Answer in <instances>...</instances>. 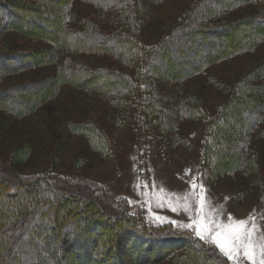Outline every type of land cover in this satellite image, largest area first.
I'll return each mask as SVG.
<instances>
[{"label": "rangeland", "instance_id": "1", "mask_svg": "<svg viewBox=\"0 0 264 264\" xmlns=\"http://www.w3.org/2000/svg\"><path fill=\"white\" fill-rule=\"evenodd\" d=\"M13 1H17L15 3L17 8L14 10L22 17L17 23V27L20 29H16L23 34L12 28L15 24H12L13 22L8 24L7 18L0 12V52H2L0 54L18 55L23 53L29 55L28 51H32L34 54L23 56L24 60L33 64L27 68L24 65L21 66L22 63H18L19 61L15 63L14 59L5 61L13 72L0 78V92L2 91L1 88H6L8 85L27 84L26 87L21 85L22 89L19 92L12 90L4 92L3 95L0 93V104H2L0 106V167L6 170L5 174L0 172V176L7 186L10 181L7 174L9 172L31 179L32 177L34 179L36 176H43L44 184L48 185H45L43 189L49 188L52 183V191L57 194H70V190L65 187L67 184L80 186V184L84 185L82 184L83 181L87 184L92 182L95 184L91 194L92 199L96 201L100 211H105L112 216H116V214L128 216L135 219L136 222L155 228L164 226L168 228L171 225L167 220L156 221L152 218L153 214H159L169 220L182 223L190 222L189 213H186L182 207L179 208L178 212L173 213L169 210L168 205L169 203L173 206L182 205L185 202V197H187L192 209L191 215L194 217L198 207L197 201L203 191L205 213L222 223L229 222V214L235 220H243L251 216L257 225V236L264 235V111L260 113L261 119L247 135V140L244 142L245 149L240 151L243 161L238 170L229 175L216 176L209 180L207 169L200 163L202 140L206 133L205 121L208 120V117L214 119L218 107L226 101L234 85L244 81L245 76L251 74L250 79L253 81H246V83L257 87L261 86V89L264 90V26L260 28L254 25V29L249 27L252 26L250 20L264 21L263 0H243L242 2L241 0L238 2L216 0L214 6L218 7L222 4L225 7L224 10H220L219 15L217 14L210 19L211 23L224 24L228 22L229 24L236 22V26L230 28L228 33L226 32L227 34L224 31L209 37L202 35L208 43L200 41L202 38L200 35L186 38L185 42L189 46L187 54H193L194 50L198 51L199 49L203 52L200 58L195 60V64L191 62L186 64L188 71L185 75L182 74V68L185 66L184 61L177 64L167 56L158 63L160 68L167 66L166 73H174L176 76L184 75V80L181 82L171 80L165 82L164 93H171V95L175 93L176 100L187 98L188 104L201 107L204 113L193 120H180L175 128L168 132V135H164L161 143H159V139L147 142L134 127L133 121L127 122L123 127L115 125L113 120L115 114L118 118L122 117L125 112H129L133 116V101L131 105L127 103L124 107L119 106V109L112 108L104 95L95 93V91L86 92L81 86L77 87L74 84L75 76H71L67 83L60 85L57 88L58 93L54 96L52 90H54L55 85H48L45 81L56 75L59 61L57 64H44V58L38 57V53H35L41 50L51 51L49 46L52 45L47 41L49 36L46 37L45 34H47L46 31H53L54 26L49 22L50 20L43 19L47 11L43 10L40 13L37 11L40 7L39 1L38 3H34L32 0ZM1 2L2 0H0ZM5 2L11 3V0H5ZM58 2L60 1L56 3ZM132 2L133 0H125V3L120 6L128 18L131 13L128 6ZM192 3L193 0H163L155 4L154 9L145 17L143 16L144 12L140 13V24L124 25L122 22H118L117 25L116 17L111 15L108 10L100 9L99 11L97 6L90 3L82 0H71L70 8H68L69 18L67 19L71 28L75 27L81 30L84 27L81 22L82 19L93 21L98 28V33L102 31L105 33L108 31L128 32V29L140 27L136 33L138 46L134 45L135 48L129 56L128 66L123 67L118 61L105 54L102 56L77 53L75 59L78 63L80 62L82 68L86 66L87 69L95 70L100 66L110 69L123 67V71L132 76V80L136 82L137 89L143 90V79L147 73L144 70L143 60H140L136 56L137 54L133 52H138L142 45L150 46L161 40L169 29L182 18L183 13L190 10ZM20 4L28 6L37 4V6H34L35 10H31V8L26 10ZM32 20H40V24L32 29L33 32H29L25 23ZM243 21L246 23L242 24ZM222 36L229 38L232 46L246 43L248 36L257 37V41L252 42L246 51L214 60L211 58V52L214 50L211 49L208 52L207 49H209V44L221 39ZM240 36L244 38L237 40L236 37L240 38ZM131 38L135 39L134 32L131 33ZM136 48L138 49L136 50ZM55 53V51L52 52V54ZM201 59L214 61L204 67L200 65ZM138 66H140V70L137 71ZM166 73L161 72L160 75L166 77L168 76ZM42 79L44 81H41ZM35 81L41 83L32 85ZM19 96L26 98L21 97V100L24 101L22 106L14 104V98ZM3 106L6 109L10 107L13 112H3L5 111ZM84 122L85 124L92 123L101 133L94 128L79 126ZM103 139L108 141L107 145ZM36 181L41 183L39 180ZM193 184L197 186L195 189L192 188ZM36 185L40 186L39 184ZM201 185L203 186L202 189ZM13 187L9 189V195L19 194V200L21 198H31L32 200L33 197L38 196V193H35L36 188L31 186L22 189ZM40 188L42 187L40 186ZM193 193L195 194L193 195ZM71 196L74 195L63 196L66 201L65 204L75 205L78 203L77 198ZM157 197L162 198L165 205L163 208L157 207ZM32 203L36 207V202L32 201ZM41 204L43 205V203ZM82 204L85 205L84 202ZM60 207L61 204L58 205V208ZM57 210L56 208V212ZM81 215L80 213H73L71 221L74 222L70 228L73 229L76 225L78 228L88 226L85 221H82ZM35 221L40 224L38 218ZM48 224L44 221L40 234L49 229ZM25 226H22L19 235L7 239V244L11 247L18 243L15 247L16 252L12 264H23L28 254L27 260L32 259L39 262L40 259H43L39 264H42L43 261L46 264H59L57 260L59 257L65 260L64 264H80L72 251L74 249L73 244L65 245L62 251H56V247L51 248L49 247L50 244L47 243L44 246L47 252L43 253V249L38 247L31 251L32 247L36 246V241L41 240V238L37 239L38 236L33 235L32 230ZM62 226L60 227L62 228ZM51 229L54 230L55 227L52 226ZM59 229L57 232L61 240V234L63 237L64 231L61 229L59 231ZM91 229L88 233L90 235L92 234ZM178 229L181 228L178 227ZM71 231L68 229L67 234ZM83 232L80 231V233ZM154 232L160 231L155 230ZM190 232L195 236L192 230ZM120 235L118 241L122 242V232ZM65 236L64 241L67 240ZM28 238H32V240ZM98 240L102 242L103 239L99 237ZM84 241L87 242L85 239ZM57 242L59 243V241ZM66 242L68 243V240ZM98 246L97 243L95 249L90 251H98ZM2 247L3 245L0 246V248ZM120 248L122 247L120 246ZM79 249L82 250V248ZM216 250L217 253H220L218 249ZM6 251L9 252L10 250ZM119 252L124 254L123 249H120ZM181 252L172 253L170 251V254L167 252L161 257L158 256L159 258L156 254H152V256L149 254L150 261L143 264H180L178 260ZM167 254L169 255L166 256ZM224 258L227 264H232L226 257ZM112 263L114 260L110 259L109 262L105 260L98 264ZM244 264H248V262L245 260Z\"/></svg>", "mask_w": 264, "mask_h": 264}, {"label": "trees", "instance_id": "2", "mask_svg": "<svg viewBox=\"0 0 264 264\" xmlns=\"http://www.w3.org/2000/svg\"><path fill=\"white\" fill-rule=\"evenodd\" d=\"M32 1H34V3L40 2V7H38L37 11H39V13L43 10L47 11L43 19L50 20L49 22L54 26V30L46 31L47 34L45 35L46 37L49 36L47 37V41L52 45L49 46L51 51H55L56 53L52 54L50 50L35 52L38 53V57L44 58V64H57V61H59L58 65L60 67L58 66L56 75L45 81L48 85H55L54 90H52L54 96L58 93L57 88L60 85L67 83L71 76H75L76 80L74 84H76L77 87L81 86L86 92L95 91V93L98 92L100 95H104L112 108L116 107L119 109V106L124 107L127 103L131 105L133 101V116H131L129 112H125L122 117L118 118L117 114H115L113 119L114 123L119 127H123L127 122L133 121L134 127L142 134L147 142L153 139H159V143H161L164 135H168V132H171L180 120H193L204 114L201 107L188 104L187 98L184 100H176L175 93L174 95H171V93H164V83L170 82V80L175 82L183 81L184 75L188 71L186 64L188 62L195 64V60L202 55L201 53L203 50L201 51L200 49L198 51L194 50L193 54H187L189 46L187 42H185L187 40L186 38H193L196 35H200L201 37L202 35H206L209 37L216 33L221 34L224 31L225 34H227L230 28L236 26V22H231L229 24L228 22L224 24L211 23L210 19L214 18L221 9L224 10V5L220 4L218 7L214 6L216 0H193L190 10L183 13V16H181L182 18L169 29L161 40L150 46L142 45L140 46L142 50L140 49L138 52H133L137 54L136 56H138L140 60H143L142 63L145 66L144 70H146L147 73L145 79H143V90H138L136 82L132 80V76L124 72L122 68L128 66L129 56L135 48L134 45L138 46L136 44L138 40L136 33L140 27H135L131 30L128 29V32L108 31L105 33L102 31L98 33V28L93 21L82 19L81 22L84 27L81 28V30L75 27L71 28L67 20L69 18L68 8H70L71 0ZM57 1L60 2L56 3ZM82 1L97 6L96 8H98L99 11L100 9L108 10L111 15L116 17L115 20L117 21V25L118 22H122L124 25L130 23L138 25L141 23V19H139L140 13L144 12L143 16L145 17L147 13H150L154 9L155 4L163 0H133L132 4L128 6L131 10L129 18L125 16L123 9H120V6L125 3V0ZM234 1L238 2L240 0ZM242 1L243 0H241V2ZM16 2L17 1L11 0V3H6L5 0H2L0 3V12L7 18L8 24L11 22L15 24L13 26L11 25L15 30L20 29L17 27V23L22 19L21 15L14 10V8H17L15 5ZM20 5L26 10H29V8L35 10L37 6V4L32 6L26 4ZM39 21L32 20L26 22V29H28L29 32H33L32 29L40 24ZM245 23L246 22L243 21L242 24ZM250 24L252 25L249 26L250 29H254L255 26L261 28V26H264V21L250 20ZM17 31L21 33L19 30ZM133 32L135 33L136 40L131 38V33ZM227 37L222 36L221 39L209 44V49L207 50L208 52L211 49L214 50L211 52V58H214V60L219 59V57L227 58L226 55L230 57L231 54L235 55L240 51H246L248 50L247 48L252 45V42L255 43L257 41V37L248 36L246 38V43L232 46V43H230L231 40ZM238 38L239 37H236L237 40H242L244 37L240 36V38ZM204 39L205 38L202 37L200 41L208 43V41L206 42ZM219 48L222 49L219 50ZM137 49L138 48H136V50ZM141 52L143 53L140 55ZM27 53H30L29 55L34 54L32 51H28ZM77 53L81 55L83 53L99 54L102 56H104V54L106 56L109 55V57L118 61L123 67L121 69L119 67L110 69L105 66H100L95 68V70L90 68L87 69L86 66L82 68L80 62L78 63L75 59L77 58L75 57ZM24 55L29 56L23 53L18 55H10V53L0 54V78L13 72L5 62L8 59H14L13 61L15 63L19 61L18 63L21 62V66L24 65L26 68L33 65L23 59ZM167 56L177 64L184 61L183 64L185 66L182 68V74L184 75L176 76L174 73H166L168 69L167 66L160 68L158 63L163 61V57ZM210 59H206L205 61L201 59L200 65L207 67L209 63L214 61ZM139 68L140 66L136 68L137 71L140 70ZM161 72L168 74V76L162 77L160 75ZM250 76L251 74L246 75L245 78L247 80L245 79L242 82L236 83L226 101L223 102V105L218 107V112L214 119L208 117V120L205 121L206 133L202 140L203 146L200 163L207 169L209 180L214 179L213 177L216 176L229 175L239 169L243 161V158L240 156V151L245 149L244 142L247 140V135L250 134L253 127L261 119L260 117H262L260 113L264 111V90L261 89V86L257 87L246 83V81H253V79H250ZM41 81H44V79ZM38 83L41 82L35 81L32 85ZM21 85L27 86L26 83ZM21 85H8L6 88H1L2 91L0 93L3 95L5 94L4 92H10L12 90L19 92L22 89ZM176 94H178V92H176ZM24 96L14 98V104H20L22 106V102L24 101L21 100V97ZM0 106H2V104H0ZM2 108H5L3 112H13L10 107L6 109V107L3 106ZM17 114L19 113L17 112ZM81 124L82 125L79 126H85L90 129L94 128L100 131L92 123L85 124L84 122ZM103 141L106 145L108 144L106 139H103ZM0 172L5 174L6 170L0 167ZM7 174L9 175V177H7L12 181H6L9 184L8 186L2 181L3 178L0 176L2 178L0 180V210L3 211L0 212V246L3 245V247L0 248V264H12L16 252L15 247L18 243L11 247L7 244V239L19 235L23 225H26V228H30L33 235L38 236L37 239L41 238V240L36 241V246L32 247L31 251L36 249L35 247H38L43 249L42 252L45 253L47 249H45L44 246H46L47 243L50 244L49 247L51 248L56 247V251H62L65 245L73 244L74 249L72 251L80 264H98L105 260L109 262L110 259L114 260L112 264H143L150 261L149 259L152 254L161 257L167 252L170 254V251L172 253L182 251L178 260L180 264H227L226 259L220 253H217L216 248L200 241L193 236L188 229H178V227H174L170 223L171 226L168 228H166V226L155 228L136 222L134 221L135 219L128 216L125 217L119 214L112 216L105 211H100L99 208H97L98 205L96 201L92 199L91 194L95 186L92 182L87 184L83 181L82 184L84 185L80 184V186L67 184L65 187L70 190V194H57L52 191L53 186L51 182L49 188L43 189L45 185L48 186L44 184L43 176H36L34 179L33 177L31 179L22 175L11 174L10 172ZM4 177H6V175H4ZM29 180L30 182H28ZM36 180L41 181V183H38ZM36 184H39L42 188ZM12 186H14L13 188L16 186L18 189L31 186L32 188H36L35 193H38V196L36 195L32 200L31 198H21V200H19V194L13 196L9 195V189L12 188ZM70 195H74L71 197L77 198V204L69 205L64 203L66 202L64 197ZM32 201L36 202V207H34ZM81 201L84 202L85 205H83ZM39 202L43 203V205ZM60 204L61 207L58 208ZM56 208L58 209L57 212ZM73 213L82 214V221H85L88 226H80V230L77 225L74 226L75 228L73 229L70 228L73 226L72 223L74 222L71 221ZM36 218H38L40 224L37 223L38 221L34 222ZM44 221L49 223V229L40 234L39 232L41 227H43L42 224ZM32 222L36 223V226ZM64 224H67V226ZM61 225H63L62 228L60 227ZM52 226L55 227L54 230L51 229ZM58 228L65 232H63V234L64 236L66 235L65 237L68 243L66 242L67 240L64 241V236L62 237V234L60 240L58 237L59 233L57 232ZM68 229L72 231L67 234ZM89 229L92 231L91 235L88 234ZM155 230H159L160 232H154ZM80 231L84 232L80 233ZM120 232H122L123 236L122 242L118 241L121 236ZM99 237L103 239L102 242H99ZM84 239L87 240V242H83ZM29 240H32V238ZM57 241H59V243ZM97 243L99 245L98 251L91 252L90 250L95 249L94 247ZM120 246L122 248H120ZM79 248H82V250ZM8 249L10 250L9 252L6 251ZM55 249H53V251H55ZM120 249L124 250V254L119 252ZM151 249L152 252L150 253ZM28 255H26L27 258H29ZM125 255L126 258H124ZM27 258L26 261H23V264H39L40 261L43 260L40 259L38 262L32 259L27 260ZM61 258L62 257H59L57 259L58 263L64 264L65 260ZM158 258L156 259L159 260ZM42 264H46L45 261H43Z\"/></svg>", "mask_w": 264, "mask_h": 264}, {"label": "snow or ice", "instance_id": "3", "mask_svg": "<svg viewBox=\"0 0 264 264\" xmlns=\"http://www.w3.org/2000/svg\"><path fill=\"white\" fill-rule=\"evenodd\" d=\"M196 187L195 184L192 185L193 189ZM200 187L203 188L202 185ZM156 199L157 207L163 208L165 205L162 198L157 197ZM197 203L198 207L194 217L191 215L192 209L187 197H185V202L182 205L173 206L171 203L168 205L169 210L173 213L178 212L180 207L186 213H189L190 222L188 223L169 220L159 214H153L152 218L161 222L167 220L174 227L192 230L196 238L218 249L220 254L231 261L232 264H244L245 260L248 264H264V235L257 236V225L253 217L235 220L229 214V222L222 223L210 214L205 213L203 191Z\"/></svg>", "mask_w": 264, "mask_h": 264}]
</instances>
